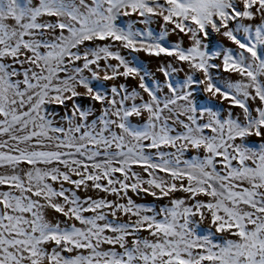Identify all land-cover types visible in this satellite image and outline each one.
Listing matches in <instances>:
<instances>
[{
  "label": "snow or ice",
  "instance_id": "6c2138e0",
  "mask_svg": "<svg viewBox=\"0 0 264 264\" xmlns=\"http://www.w3.org/2000/svg\"><path fill=\"white\" fill-rule=\"evenodd\" d=\"M0 264H264V0H0Z\"/></svg>",
  "mask_w": 264,
  "mask_h": 264
}]
</instances>
